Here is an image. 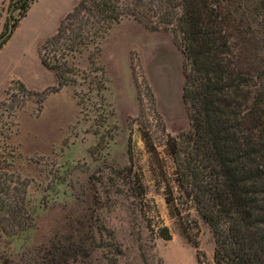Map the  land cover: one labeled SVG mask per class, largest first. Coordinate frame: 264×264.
<instances>
[{"label":"rangeland","instance_id":"374dc122","mask_svg":"<svg viewBox=\"0 0 264 264\" xmlns=\"http://www.w3.org/2000/svg\"><path fill=\"white\" fill-rule=\"evenodd\" d=\"M8 2L0 0V31ZM77 2L31 3L0 49V100L14 80L34 90L55 84L41 45ZM233 7L230 40L264 85V10L258 0ZM91 52L66 56L76 83L49 93L39 111L32 97L15 115L8 168L30 179L26 199L36 222L0 238V264H44L32 252L51 244L75 250L72 264H213L207 223L190 206L186 220L172 218L164 201L174 168L165 141L191 129L179 41L123 17ZM162 226L170 238L161 237Z\"/></svg>","mask_w":264,"mask_h":264},{"label":"trees","instance_id":"16d2710c","mask_svg":"<svg viewBox=\"0 0 264 264\" xmlns=\"http://www.w3.org/2000/svg\"><path fill=\"white\" fill-rule=\"evenodd\" d=\"M33 1L9 0L0 49ZM237 1L78 0L41 45L40 61L54 72L55 84L34 90L14 80L0 100L1 239L36 222L26 199L30 179L8 168L14 155L7 139L17 126V111L32 97L39 111L49 93L76 83L66 56L87 50L90 57L114 23L132 17L151 29L170 30L185 57L183 99L191 129L165 141L174 164L163 189L169 215L182 221L189 206L196 210L210 228L213 264H264V85L242 65L230 40ZM258 1L264 10V0ZM160 235L170 238L167 226ZM70 250L51 244L32 253L44 264H72L76 253Z\"/></svg>","mask_w":264,"mask_h":264}]
</instances>
